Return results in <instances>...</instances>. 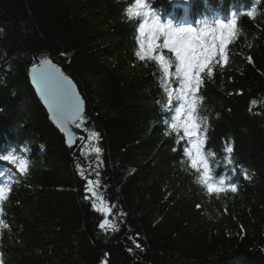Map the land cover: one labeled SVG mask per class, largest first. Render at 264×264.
I'll list each match as a JSON object with an SVG mask.
<instances>
[{"label": "trees", "instance_id": "trees-1", "mask_svg": "<svg viewBox=\"0 0 264 264\" xmlns=\"http://www.w3.org/2000/svg\"><path fill=\"white\" fill-rule=\"evenodd\" d=\"M147 2L173 9L170 0ZM132 6L0 0V157L13 158L0 159L8 190L0 264H264V0L185 9L193 22L237 21L196 92L202 156L210 176L226 181L216 191L184 154L182 128L171 127L174 68L165 81L155 61L136 55ZM36 59L76 85L96 154L82 138L68 147L49 122L28 80Z\"/></svg>", "mask_w": 264, "mask_h": 264}, {"label": "snow or ice", "instance_id": "snow-or-ice-1", "mask_svg": "<svg viewBox=\"0 0 264 264\" xmlns=\"http://www.w3.org/2000/svg\"><path fill=\"white\" fill-rule=\"evenodd\" d=\"M184 2L187 3L188 0ZM126 15L129 20L136 18L138 23L137 43L140 51L136 55L139 59L147 58L155 61L165 81L171 79L174 68V75L179 86L174 89L176 106L171 127L173 130L182 128L184 135L189 138L190 147L183 148L184 154L191 159L193 167H196L198 162L203 164L204 180L208 181L209 168L202 156L204 141L201 138L202 129L197 117L196 92L202 82L201 74L207 69L208 74L211 75L210 64L217 54H223L224 46L234 35L237 21L235 17L227 24L214 21L211 26L205 25L203 29L183 25L177 27L171 22L164 24L153 12L147 0H134V6L127 8ZM247 15L253 16L254 10L249 11ZM217 28L220 30L218 45L216 44ZM209 37H211V43ZM164 49L174 56V64L165 57ZM32 71L33 82L49 107L56 111L58 121L76 122L80 118L79 98L75 96L70 82L61 77L58 70L49 69L47 64H43L41 68H33ZM171 99L170 94V102ZM227 152H233V148L228 147ZM0 159L11 161L13 158L7 156ZM23 167L22 165L21 170ZM215 190L209 185V191ZM7 191L0 188V201L5 198ZM230 191L236 192L237 189L233 186ZM0 224H3L2 220ZM100 227L104 228L105 225L101 224Z\"/></svg>", "mask_w": 264, "mask_h": 264}, {"label": "water", "instance_id": "water-1", "mask_svg": "<svg viewBox=\"0 0 264 264\" xmlns=\"http://www.w3.org/2000/svg\"><path fill=\"white\" fill-rule=\"evenodd\" d=\"M178 3H185L184 0H174ZM191 0H188L187 3H189ZM47 64L49 69H56L58 70V74L61 77L66 78V80L68 82H70L71 87L75 93V96L79 98V105H80V118L76 121V122H72L71 120L68 121H58V117H57V113L53 108H50L48 103L45 101V99L41 96L40 91L37 89L36 84L33 82V68H41L43 66V64ZM33 68H30V70L28 71V80L29 83L31 85V88L33 89L35 96L37 98V100L39 101V103L41 104L42 108L44 109L45 113L47 114L48 120L49 122L54 126V128L63 136V138L66 141V145L68 147H73L74 145V138L78 135H80L81 131L78 128V123L80 121V119L84 116L85 113V103L81 97V95L79 94V91L76 87V85L74 84V82H72L64 73L63 71L56 66L55 64H53V62L49 61L48 59H45L43 61H40L38 59L35 60V66Z\"/></svg>", "mask_w": 264, "mask_h": 264}, {"label": "rangeland", "instance_id": "rangeland-1", "mask_svg": "<svg viewBox=\"0 0 264 264\" xmlns=\"http://www.w3.org/2000/svg\"><path fill=\"white\" fill-rule=\"evenodd\" d=\"M45 60V59H44ZM49 61H51L50 59H48ZM40 61H43V60H40ZM52 62V61H51ZM35 66V65H34ZM32 66V68L34 67ZM84 132H85V137H83L82 139L84 140V144H86V151L89 152V153H92L94 152V154H96L95 151H97V147H96V144H95V136L93 135V133L87 131L86 129H84ZM92 150H95V151H92ZM102 198V197H101ZM96 200V203L98 205L101 206L102 208V203H101V199L96 197L95 198ZM104 203V201H103ZM98 209V208H97Z\"/></svg>", "mask_w": 264, "mask_h": 264}, {"label": "bare ground", "instance_id": "bare-ground-1", "mask_svg": "<svg viewBox=\"0 0 264 264\" xmlns=\"http://www.w3.org/2000/svg\"><path fill=\"white\" fill-rule=\"evenodd\" d=\"M69 78V77H68ZM70 79V78H69ZM71 80V79H70ZM72 81V80H71ZM73 82V81H72ZM30 84V83H29ZM31 86V85H30ZM32 89V88H31ZM33 90V89H32ZM34 92V91H33ZM35 94V93H34ZM83 118V117H82ZM82 118L80 119V121H79V123H78V128H79V130L81 131V133H80V135H78V136H76L75 138H74V145H73V147L74 146H76V140L77 139H80V138H83V137H85V132H84V129H83V126H82V123H81V120H82ZM52 125V124H51ZM53 126V125H52ZM54 127V126H53ZM56 130V129H55ZM57 131V130H56ZM58 132V131H57ZM59 133V132H58ZM60 134V133H59ZM61 135V134H60ZM65 140V139H64ZM66 142V141H65ZM71 148V147H70ZM84 154L86 153V152H84V150L82 151ZM81 152V153H82ZM0 179H3V177L1 176V174H0ZM1 212H2V210H0V214H1Z\"/></svg>", "mask_w": 264, "mask_h": 264}]
</instances>
